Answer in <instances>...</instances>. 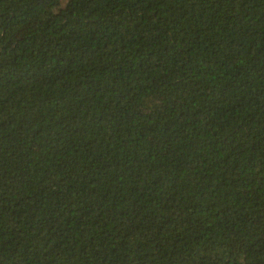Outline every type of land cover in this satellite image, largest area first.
I'll return each mask as SVG.
<instances>
[{
    "label": "trees",
    "instance_id": "obj_1",
    "mask_svg": "<svg viewBox=\"0 0 264 264\" xmlns=\"http://www.w3.org/2000/svg\"><path fill=\"white\" fill-rule=\"evenodd\" d=\"M0 264H264V0H0Z\"/></svg>",
    "mask_w": 264,
    "mask_h": 264
}]
</instances>
